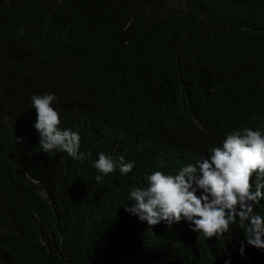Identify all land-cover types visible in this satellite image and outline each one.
Returning <instances> with one entry per match:
<instances>
[{
  "label": "trees",
  "instance_id": "16d2710c",
  "mask_svg": "<svg viewBox=\"0 0 264 264\" xmlns=\"http://www.w3.org/2000/svg\"><path fill=\"white\" fill-rule=\"evenodd\" d=\"M44 92L86 159L16 131ZM244 127L264 131V0H0V264H264L235 224L205 239L124 211ZM101 151L133 169L97 182Z\"/></svg>",
  "mask_w": 264,
  "mask_h": 264
},
{
  "label": "clouds",
  "instance_id": "9594fccd",
  "mask_svg": "<svg viewBox=\"0 0 264 264\" xmlns=\"http://www.w3.org/2000/svg\"><path fill=\"white\" fill-rule=\"evenodd\" d=\"M57 99L51 92L30 94L35 113L31 131H16L29 132L38 154L52 157L62 151L75 161L84 160L91 153L80 151L77 131L62 129L63 117L52 106ZM90 163L97 182L114 170L123 176L134 167V161L114 159L102 151ZM127 201L131 203L124 211L148 227L158 223L165 228L185 227L194 236L209 239L227 234L235 224L246 233L238 255L244 256L245 244L264 250V213L256 210V205L264 204V131L244 127L225 132L217 145L174 173L147 174L143 186L129 189Z\"/></svg>",
  "mask_w": 264,
  "mask_h": 264
}]
</instances>
